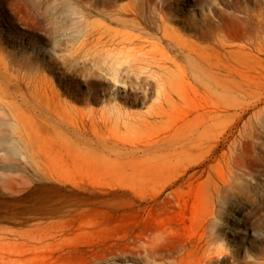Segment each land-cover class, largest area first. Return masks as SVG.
<instances>
[{"label": "rangeland", "instance_id": "1", "mask_svg": "<svg viewBox=\"0 0 264 264\" xmlns=\"http://www.w3.org/2000/svg\"><path fill=\"white\" fill-rule=\"evenodd\" d=\"M36 1L0 0V264H264V0Z\"/></svg>", "mask_w": 264, "mask_h": 264}, {"label": "bare ground", "instance_id": "2", "mask_svg": "<svg viewBox=\"0 0 264 264\" xmlns=\"http://www.w3.org/2000/svg\"><path fill=\"white\" fill-rule=\"evenodd\" d=\"M24 2H25V4H26V6L31 10H34L35 11V13L38 15V16H41V19L40 20H38L37 19V21L35 22V23H32L33 25H37L38 27H40V26H42L43 24H45L46 22L47 23H49L50 22V19H49V11H47V10H42L41 11V9H40V3H38V1H36V0H23ZM97 5H98V2H95V3H91V7H94L95 9H97ZM104 5H105V10H102L104 13H106L107 11H109L110 13H111V8H114V7H116V4H114V3H112V2H105L104 3ZM90 7V8H91ZM122 7V6H121ZM93 8V9H94ZM122 8H124V7H122ZM127 8V7H126ZM125 9V8H124ZM123 9V10H124ZM126 10V9H125ZM125 10H124V12H125ZM128 10V9H127ZM114 11H116L117 12V14H119V15H121L122 14V9H120V8H118V9H116V10H114ZM68 12L69 13H74V15L75 14H81L82 16L84 15L81 11H78L77 9H75V8H73V7H68ZM123 12V13H124ZM127 13V12H126ZM45 21V22H44ZM50 24V23H49ZM46 25V24H45ZM168 44H170V43H168ZM10 111V110H9ZM2 114L3 115H5L4 116V118L5 117H7V115L5 114V112L3 111L2 112ZM11 114V113H10ZM12 115V114H11ZM10 115V116H11ZM16 115V114H15ZM9 116V115H8ZM14 116V115H13ZM12 117V116H11ZM13 119H14V117H12ZM15 118H17V115L15 116ZM8 119V118H7ZM19 119V116H18V118H17V120ZM21 120V119H20ZM19 120V121H20ZM20 139V138H19ZM24 141V139H21V141ZM153 240V239H152ZM151 240V241H152ZM150 241V240H149ZM151 241L149 242V243H151ZM154 241V240H153ZM145 242V241H144ZM144 242H142V243H144ZM155 243H156V241H155ZM147 244H148V242H147ZM147 244H143V245H147ZM151 245V244H150ZM153 245V244H152ZM146 247V246H145ZM151 247H153V246H150V248ZM222 248V247H221ZM143 249H145V248H143ZM221 250H223V249H221ZM144 251V250H143ZM218 252L219 253H221L219 250H218ZM218 252H215L216 254L218 253ZM225 252V251H224ZM148 253V252H147ZM229 257V256H228ZM217 258V257H216ZM218 259V258H217ZM213 260V259H212ZM218 261V260H217ZM222 261V260H221ZM235 261V260H234ZM216 262V261H215ZM210 264V263H209Z\"/></svg>", "mask_w": 264, "mask_h": 264}]
</instances>
